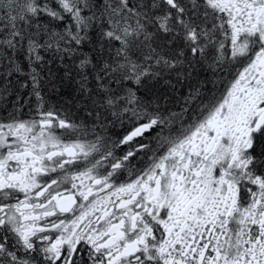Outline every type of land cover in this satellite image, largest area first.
<instances>
[{
    "label": "flooded vegetation",
    "instance_id": "flooded-vegetation-1",
    "mask_svg": "<svg viewBox=\"0 0 264 264\" xmlns=\"http://www.w3.org/2000/svg\"><path fill=\"white\" fill-rule=\"evenodd\" d=\"M192 2L241 63L177 138L154 150L155 119L125 140L146 122L0 116V250L16 264H264V0Z\"/></svg>",
    "mask_w": 264,
    "mask_h": 264
},
{
    "label": "trees",
    "instance_id": "trees-1",
    "mask_svg": "<svg viewBox=\"0 0 264 264\" xmlns=\"http://www.w3.org/2000/svg\"><path fill=\"white\" fill-rule=\"evenodd\" d=\"M69 1L72 11L20 0L24 13L0 30V116L25 108L27 119L56 112L105 128L155 119V150L207 118L239 73L220 20L192 0ZM258 152L264 167V136ZM0 264L16 263L3 250Z\"/></svg>",
    "mask_w": 264,
    "mask_h": 264
},
{
    "label": "rangeland",
    "instance_id": "rangeland-1",
    "mask_svg": "<svg viewBox=\"0 0 264 264\" xmlns=\"http://www.w3.org/2000/svg\"><path fill=\"white\" fill-rule=\"evenodd\" d=\"M66 9L70 11L74 10L72 2L69 0H60ZM24 13V4H21L20 0H0V30L5 31L3 28L8 25V17L11 18L13 15L21 16ZM29 122L26 120V124ZM26 136L32 133L30 127H25Z\"/></svg>",
    "mask_w": 264,
    "mask_h": 264
},
{
    "label": "water",
    "instance_id": "water-1",
    "mask_svg": "<svg viewBox=\"0 0 264 264\" xmlns=\"http://www.w3.org/2000/svg\"><path fill=\"white\" fill-rule=\"evenodd\" d=\"M165 1H167V2H169V3H173V2H174V0H165ZM263 123H264V118L261 117V118L258 120V122H257L255 128L258 129L259 126L262 125ZM148 128H149V125H148V124H142V125L138 126L137 128H135L133 131H131V132L127 135L126 140H129V139H132V138L136 137V136L139 135L142 131H145V130H147Z\"/></svg>",
    "mask_w": 264,
    "mask_h": 264
}]
</instances>
